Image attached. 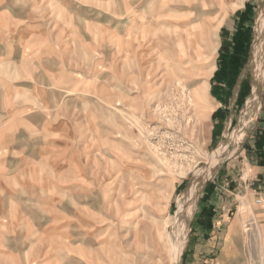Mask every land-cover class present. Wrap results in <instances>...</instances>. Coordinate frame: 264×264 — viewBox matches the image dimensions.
<instances>
[{"label": "rangeland", "instance_id": "rangeland-1", "mask_svg": "<svg viewBox=\"0 0 264 264\" xmlns=\"http://www.w3.org/2000/svg\"><path fill=\"white\" fill-rule=\"evenodd\" d=\"M242 8L247 67L213 127L221 26ZM262 16L264 0H0V264H187L222 176L238 187L241 264H264V182L241 160L256 153L264 79L228 143L264 68ZM220 254L204 259L231 264Z\"/></svg>", "mask_w": 264, "mask_h": 264}, {"label": "crops", "instance_id": "crops-1", "mask_svg": "<svg viewBox=\"0 0 264 264\" xmlns=\"http://www.w3.org/2000/svg\"><path fill=\"white\" fill-rule=\"evenodd\" d=\"M248 16V11L242 8L239 14L233 15L221 26L219 48L209 80V104L213 127L221 125L229 118L237 101L239 88L237 78L240 79L238 74H242L247 67L249 55ZM261 78L264 79V68ZM2 97L0 95L1 99ZM259 133L257 148L252 146V152L256 153L250 155L251 159L245 156V159L241 160L252 172V176H254L252 179H256L255 177L258 175L257 179L260 181L258 188L261 189L260 184L264 182V116ZM242 154L238 157H243ZM225 179L227 178L222 176L221 183L218 187L215 186L214 192L212 189H210L211 192L208 191L207 195L209 196L204 207L200 212L195 213L187 264H208L210 260L209 258L204 259L206 255L211 258L213 255L219 254V251L222 261L227 259L231 264H241L243 230L239 224L238 215L236 216L232 212L237 202L235 193L238 191V187L224 188L228 184ZM243 182L246 184V190L250 185L255 184L252 181L247 183L246 179L241 178L238 184L240 188ZM260 195L262 193H259ZM216 260L220 261V259ZM211 261V264L215 262V260Z\"/></svg>", "mask_w": 264, "mask_h": 264}, {"label": "bare ground", "instance_id": "bare-ground-1", "mask_svg": "<svg viewBox=\"0 0 264 264\" xmlns=\"http://www.w3.org/2000/svg\"><path fill=\"white\" fill-rule=\"evenodd\" d=\"M258 26V34L259 35H262L264 36V16H262V19L259 21V25L257 24ZM256 29V27H255ZM256 31V30H255ZM254 31V32H255ZM256 33V32H255ZM256 35V34H255ZM254 35V36H255ZM262 39V37L260 38ZM264 39V38H263ZM257 40V39H256ZM263 41V40H262ZM255 42V40H254ZM260 42V41H259ZM256 44H258L256 42ZM260 45V44H259ZM261 46V45H260ZM263 46V44H262ZM256 47V46H255ZM261 53V52H260ZM264 54V53H263ZM258 55V54H257ZM255 56V55H254ZM260 56V55H259ZM257 57V56H256ZM262 58V57H261ZM260 59V58H259ZM258 62V61H257ZM257 67L258 69L256 70L257 71V74H256V87L255 89L253 90V93L251 95V97L248 99L247 101V104H246V112H245V118H244V121L242 123V127L236 131V133H232V135L229 137L230 139H228V143H233V144H237L240 142V140L242 139L243 137V134H244V126L245 125H248L249 124V117H252V112L256 109V106L258 105V102H259V91H258V87L257 85L260 84V79H261V75H262V67L260 65V63L257 64ZM255 68V67H254ZM255 70V69H254ZM254 78V76H253ZM256 113V112H255ZM257 114V113H256ZM243 117V116H242ZM253 118V117H252ZM230 145V144H229ZM228 146V145H227ZM226 146V141L224 140L223 142H221L219 144V147H218V150H216V152H213V163L214 162H217L219 158L222 157V155L224 154V151H226L225 149L227 148ZM231 146H234V145H231ZM228 151V150H227ZM212 163V164H213ZM214 165V164H213ZM194 190V189H193ZM189 197V196H188ZM196 201V200H195ZM191 203V202H190ZM186 221V220H185ZM178 242V241H177ZM183 242V241H182ZM176 243V242H174ZM179 243V242H178ZM177 247V246H176ZM184 248V246H182ZM181 247V248H182ZM178 250V249H177ZM181 250V249H180ZM181 252V251H180ZM183 252V251H182Z\"/></svg>", "mask_w": 264, "mask_h": 264}, {"label": "built area", "instance_id": "built-area-1", "mask_svg": "<svg viewBox=\"0 0 264 264\" xmlns=\"http://www.w3.org/2000/svg\"><path fill=\"white\" fill-rule=\"evenodd\" d=\"M262 200H263V198L259 196L256 198L255 201H256V203L260 204V203H262Z\"/></svg>", "mask_w": 264, "mask_h": 264}]
</instances>
